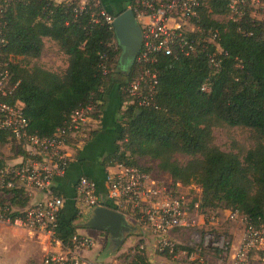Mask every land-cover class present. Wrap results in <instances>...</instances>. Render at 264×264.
<instances>
[{"label":"trees","instance_id":"obj_1","mask_svg":"<svg viewBox=\"0 0 264 264\" xmlns=\"http://www.w3.org/2000/svg\"><path fill=\"white\" fill-rule=\"evenodd\" d=\"M204 2L195 22L204 33L202 45L207 49L197 57L160 59L159 109L130 106L121 113L118 149L102 164L105 168L116 164L140 167L139 159L149 158L158 163L160 172L171 176L173 186L198 185L203 211L238 212L258 224L264 222V21L249 15L240 22L218 21L214 16L228 15L226 2ZM44 7L42 2H33L16 5L8 12L4 51L11 58L10 82L15 89L6 101L22 105L31 134L51 137L74 110L101 102L103 92L113 84L120 90L121 85L131 82L136 69L135 65L129 68L126 82L115 80L120 74L122 48L117 42L114 51V29L103 21L92 22L91 11L75 15L74 3L57 5L51 14ZM209 30L218 32L217 42L223 51L217 72L207 56L215 51L207 41ZM46 39L67 56L63 75L37 65L28 67L30 60L44 54ZM103 67L108 70L106 74ZM205 84L209 92L202 91ZM101 106L97 105L94 114L97 120ZM219 126L252 131L256 145L247 153V165L240 155L224 152L214 144L213 130ZM11 136L0 132V143L13 142ZM177 154L192 159L183 165L175 159ZM6 196L0 197V206L24 209L30 204L29 195L22 189L8 191ZM79 214L77 210L69 217L63 209L53 240L71 247ZM18 216L4 215L12 220ZM180 249L186 250L178 247L177 253ZM130 254L134 259L131 264H146L145 251L139 247Z\"/></svg>","mask_w":264,"mask_h":264},{"label":"built area","instance_id":"obj_2","mask_svg":"<svg viewBox=\"0 0 264 264\" xmlns=\"http://www.w3.org/2000/svg\"><path fill=\"white\" fill-rule=\"evenodd\" d=\"M224 1L228 9V21L240 22L246 15L264 21V0ZM33 2L44 3V10L49 9L50 14L57 5L74 3L75 15L91 11L92 22L103 21L112 29L115 17L103 8L100 0H0V132L11 133V140L26 145L29 152V160L20 165L0 168V197L7 198L6 193L15 189L24 190L29 197L35 192L45 195L44 200L29 204L24 209L0 206V221L13 223L29 231H42L53 237L58 216L65 207V199L56 194L55 182L66 174L73 162V149H81L90 140L92 125L100 121L94 117L100 101L74 110L67 122L51 137L31 134L22 105H12L6 101L15 89L10 82L11 58L6 57L4 51L8 44V12L16 5ZM203 6L204 0H134L131 9L142 31V47L135 62L134 79L120 87L126 108L159 109L160 59L197 57L200 51L207 49L206 45H202L204 33L195 22ZM208 35L207 41L215 47V51L208 52L207 56L214 72H217L221 68L223 51L217 42L218 32L209 30ZM117 42H112L116 52ZM102 71L104 74L108 72L106 67ZM202 91L209 92V86L203 85ZM106 183L107 198L113 203L111 208L127 219L134 220L156 237V251L161 254L172 257L178 254L177 243L170 237L173 231L194 227L200 219H216V212L201 209V197L198 198L189 190L180 191V188H184L180 184L173 186L155 179L145 168L116 164L108 172ZM76 193L81 208L92 211L105 207L97 183L86 176L78 180ZM9 213L19 216L14 220L4 217ZM243 217L244 231L234 250L233 260L239 264L247 263L251 257L264 261V222L255 224ZM71 243V247L62 246L59 251L47 252L40 264H96L78 253L79 250L92 249V239L75 235ZM139 248L144 251L142 246Z\"/></svg>","mask_w":264,"mask_h":264},{"label":"rangeland","instance_id":"obj_3","mask_svg":"<svg viewBox=\"0 0 264 264\" xmlns=\"http://www.w3.org/2000/svg\"><path fill=\"white\" fill-rule=\"evenodd\" d=\"M214 19L223 22L228 21L225 16H214ZM45 42V51L42 57L38 60H30L28 67L31 68L37 65L47 71L63 75L68 67L67 56L59 52L57 45L53 41L46 39ZM27 62L28 61H24L23 64H27ZM129 71L130 69H125L120 66V74H117L115 78H119L120 81L126 82L127 77L125 74ZM126 109L127 108L123 105L121 112L123 113ZM119 117L120 116H118V120ZM92 129L96 130V127L92 126ZM213 135L214 144L216 146L224 152L240 155L244 165H247V153L254 149L256 145V141H254L253 133L250 129L219 126L214 128ZM6 148L8 149L4 150L1 148L0 168L14 166L13 164L9 165L7 163L5 160L6 155H9L10 159H14L22 152L26 154L29 153L26 145H20L17 142H13V144ZM75 151L77 150L73 149L72 153L75 154ZM175 159L179 163L185 165L192 158L177 154L175 155ZM138 165L148 169L155 176V179L173 185L169 180L168 173L158 170L157 162L149 158H142L139 159ZM179 190H189L193 195H198V198H202V189L198 185L187 186ZM105 208L111 207L105 206ZM237 230L242 231L243 235L244 217L241 214L234 215V213L227 210L219 214L217 213L215 221L205 218L194 227L176 230L179 235H182V242L180 241L179 243L175 241L177 247H183L186 250L180 249L175 257L166 256L167 258L163 257L161 253L155 252L154 264H239L233 260L232 257L235 250V233ZM29 232L28 229L13 223L8 224L7 222L0 221V264H36L39 258L44 257L46 250L44 249L42 241L36 236L34 238L30 237L31 235H29ZM122 246L123 244L118 248H112V246L110 249L106 246V252L109 254L112 253L113 255L110 257L111 259L107 256L108 253H106V255H101L98 259V263L104 264L107 263V259H110L112 264H131L134 260L130 254L131 249L122 252ZM189 249L192 250L191 253ZM146 264L153 263L149 262L147 258ZM245 264H264V261L256 257H251Z\"/></svg>","mask_w":264,"mask_h":264},{"label":"crops","instance_id":"obj_4","mask_svg":"<svg viewBox=\"0 0 264 264\" xmlns=\"http://www.w3.org/2000/svg\"><path fill=\"white\" fill-rule=\"evenodd\" d=\"M103 8L108 12L117 15L132 7L134 0H100ZM227 17V16H225ZM262 17H258L260 19ZM121 63V62H120ZM116 81L120 82L119 78H115ZM100 121L92 126L96 127V130H92L94 134L90 140L87 141L81 149L75 151L74 160L69 165L66 174L60 177L55 182V191L59 193L65 199V211L69 217H73L77 210L80 211L79 218L75 221V225L78 227L77 235L81 237H87L93 240L94 246L90 250H79L78 253L91 261L98 263V259L101 255H106V246L110 249L117 247L114 239L108 231L94 230L87 227V223L91 218V210L81 208L77 201L76 185L80 177L88 176L92 178L98 185V191L102 203L105 206H112L113 203L107 198V183L106 177L108 172L113 170V167L105 168L102 164L105 157L114 154L119 145V131L120 125L118 124V116L122 113L123 109V98L118 89V85H111L107 90L103 92ZM0 145V152L2 149L7 150L9 145ZM29 154V153H28ZM28 154L25 152L21 153L14 159H10L9 155H6L5 160L9 165L21 164L29 159ZM11 155V154H10ZM1 158V155H0ZM169 180L171 176L168 174ZM45 199V195L41 192H35L30 197V204L37 203ZM225 210L218 209L216 214L222 213ZM128 229L123 232V246L121 251L124 252L127 249H134L142 246L146 252L149 262L154 264L155 252L157 239L150 232L143 227H140L134 220L127 219ZM203 221L200 219L199 222ZM236 244L234 247H238L242 238V231H236L235 233ZM30 237L35 236L42 241L44 249L47 252L59 251L62 248L60 242L53 240V237L42 231H30ZM171 239L180 243L182 242V235L175 230L170 235ZM112 253H108L107 256L112 257ZM163 255V254H161ZM45 256V255H44ZM166 257V255H163ZM175 257V256H174ZM167 258V257H166ZM43 257L36 261V264H40ZM111 259V258H110ZM107 259V263L112 264L111 260Z\"/></svg>","mask_w":264,"mask_h":264},{"label":"water","instance_id":"obj_5","mask_svg":"<svg viewBox=\"0 0 264 264\" xmlns=\"http://www.w3.org/2000/svg\"><path fill=\"white\" fill-rule=\"evenodd\" d=\"M114 32L122 48L121 66L125 69L135 65L142 47V31L131 8L115 15ZM87 227L108 231L117 248L123 244V232L128 229L126 217L112 208L99 207L91 211Z\"/></svg>","mask_w":264,"mask_h":264},{"label":"flooded vegetation","instance_id":"obj_6","mask_svg":"<svg viewBox=\"0 0 264 264\" xmlns=\"http://www.w3.org/2000/svg\"><path fill=\"white\" fill-rule=\"evenodd\" d=\"M130 67H128L127 69H129Z\"/></svg>","mask_w":264,"mask_h":264}]
</instances>
